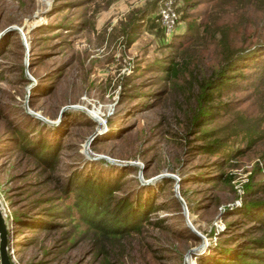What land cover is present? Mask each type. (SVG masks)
I'll use <instances>...</instances> for the list:
<instances>
[{"label":"rangeland","instance_id":"obj_1","mask_svg":"<svg viewBox=\"0 0 264 264\" xmlns=\"http://www.w3.org/2000/svg\"><path fill=\"white\" fill-rule=\"evenodd\" d=\"M160 2L0 0V206L11 264H210L226 224L239 218L228 209L240 205L262 152L225 158L244 145L238 136L223 145L222 156L195 150L206 142L199 132L223 121L191 135V93L179 81L164 80V89L157 83L151 65L186 27L179 19L165 34L156 15ZM256 15L245 30L249 38L258 24L264 33V17ZM139 25L127 47L126 32L133 37ZM22 128L29 138L57 145L53 167L17 148L11 138ZM215 163L220 179L213 178ZM160 174L168 176L140 182ZM87 177L94 184L109 180L119 188L114 195L133 198L148 184L151 190L141 193L154 198L150 218L157 223L117 236L89 229L76 189L62 191L64 183ZM46 214L52 224L37 229Z\"/></svg>","mask_w":264,"mask_h":264},{"label":"trees","instance_id":"obj_2","mask_svg":"<svg viewBox=\"0 0 264 264\" xmlns=\"http://www.w3.org/2000/svg\"><path fill=\"white\" fill-rule=\"evenodd\" d=\"M176 1L179 2L176 10L180 19L185 21V32L178 34L176 41L169 42V54L151 65L158 73L157 83L163 84L164 89L167 84L164 80L179 81L178 85H183L191 93L194 104L188 116L191 135L210 123L223 121L220 127L199 132L201 141L206 142L194 145L196 151L222 156L223 145L230 142V137L238 136L244 145L231 148L225 158L232 160L252 149L261 151L259 156L262 155L264 33L259 24L253 31L254 38H249L251 32L245 30L251 21L258 22L256 13L264 17V0ZM144 16L140 18L142 23ZM141 25L133 37L129 36L132 33L126 32L127 47L135 40ZM132 30L130 28L129 32ZM189 48H193V54L188 52ZM251 74L254 78L248 80ZM171 84L176 85L175 82ZM236 92L242 95L236 98ZM11 139L17 148L42 166L51 168L55 164V143L46 145L42 139L29 138L25 128L17 129ZM218 169L219 173L213 175L215 179L223 175L220 166ZM253 169L243 185L240 205L228 209L227 214L239 218L226 224L222 233L225 238L213 249L210 264H264V174L256 166ZM113 184L109 180L94 184L87 177L78 184L76 181L64 183L62 191L66 192L65 186L76 189L81 221L100 236H117L138 230L145 223H157V218L154 221L150 218L157 205L154 198L141 193L144 188L151 190L148 184L143 185L134 198L128 193L114 195L119 188ZM18 216L13 215L17 222L20 221ZM48 216H42L37 229H44L43 224H52ZM26 225L35 229L31 222Z\"/></svg>","mask_w":264,"mask_h":264},{"label":"built area","instance_id":"obj_3","mask_svg":"<svg viewBox=\"0 0 264 264\" xmlns=\"http://www.w3.org/2000/svg\"><path fill=\"white\" fill-rule=\"evenodd\" d=\"M176 7L175 0H161L156 11L158 21L165 34H172L179 23L180 16ZM254 165L264 174V153L254 159ZM238 193H241V190H238ZM0 209H2L1 206Z\"/></svg>","mask_w":264,"mask_h":264},{"label":"water","instance_id":"obj_4","mask_svg":"<svg viewBox=\"0 0 264 264\" xmlns=\"http://www.w3.org/2000/svg\"><path fill=\"white\" fill-rule=\"evenodd\" d=\"M68 107L74 108L73 106H68ZM28 113L38 116L37 113H33L30 110H28ZM85 146L87 147V144H85ZM163 176H168V175L160 174L152 178H149L146 181L141 180L140 182L142 183L151 182ZM183 211L186 213L185 206L183 207ZM3 216L4 214L2 213L0 209V264H11V261H10V258L8 257V252H7V228H6V224H5V220Z\"/></svg>","mask_w":264,"mask_h":264}]
</instances>
